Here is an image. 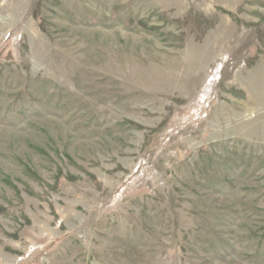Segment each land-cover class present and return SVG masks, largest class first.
I'll return each instance as SVG.
<instances>
[{
  "label": "rangeland",
  "instance_id": "374dc122",
  "mask_svg": "<svg viewBox=\"0 0 264 264\" xmlns=\"http://www.w3.org/2000/svg\"><path fill=\"white\" fill-rule=\"evenodd\" d=\"M0 264H264V0H0Z\"/></svg>",
  "mask_w": 264,
  "mask_h": 264
}]
</instances>
